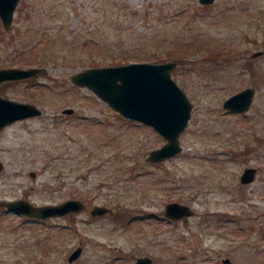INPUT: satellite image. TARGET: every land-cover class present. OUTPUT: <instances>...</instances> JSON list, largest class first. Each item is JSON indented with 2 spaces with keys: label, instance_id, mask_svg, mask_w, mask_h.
<instances>
[{
  "label": "rangeland",
  "instance_id": "374dc122",
  "mask_svg": "<svg viewBox=\"0 0 264 264\" xmlns=\"http://www.w3.org/2000/svg\"><path fill=\"white\" fill-rule=\"evenodd\" d=\"M17 4L11 26L0 21V67L44 72L0 82V95L42 111L0 128V198L78 197L86 207L37 222L0 205V264H133L139 255L150 264L223 256L264 264V0ZM140 59L176 60L171 75L192 102L180 151L162 161L146 155L163 135L70 79L90 65ZM246 85L255 88L248 111L225 109ZM250 166L256 174L242 182ZM170 200L193 212L165 218ZM94 203L113 211L92 217Z\"/></svg>",
  "mask_w": 264,
  "mask_h": 264
},
{
  "label": "water",
  "instance_id": "95a60500",
  "mask_svg": "<svg viewBox=\"0 0 264 264\" xmlns=\"http://www.w3.org/2000/svg\"><path fill=\"white\" fill-rule=\"evenodd\" d=\"M211 3L213 0H199V2ZM19 0H0V21L4 27H10L13 19L15 7ZM255 50L252 56L260 53ZM176 60H150L140 59L138 61H121L117 64L108 63L90 65L71 73V81L76 85H84L91 88L95 95L111 105L117 113L127 117V119L138 120V122L149 124L159 134L165 137V141L149 150L147 160L155 162L165 160L170 156H176L181 149L179 135L188 123L190 116L191 101L186 91L178 85V81L171 75L172 68ZM41 66L18 65L0 67V82L10 79H25L28 76L43 73ZM255 88L251 85L240 88L226 96L222 101L225 109L233 112L248 111L251 101L254 99ZM69 112L72 107L63 109ZM42 108L34 105L30 101L23 102L12 99L8 96L0 95V128L16 119H23L27 116H36L41 113ZM1 165V163H0ZM256 168L254 166L244 167L240 180L249 182L253 178ZM33 174L34 172L31 171ZM0 205H5L7 211H14L16 214H26L28 218L52 217V215H63L80 211L84 207V201L78 197L65 198L61 202L42 203L37 205L26 198L9 199L0 198ZM164 216L179 219L188 216L193 212L192 206L180 201L170 200L164 205ZM90 214L113 211L108 205L94 203L89 209ZM80 246L69 254L72 259L78 255ZM228 256H223L222 264H233ZM133 264H150L152 258L149 255H139L133 260ZM12 264H22L18 261ZM24 264V263H23Z\"/></svg>",
  "mask_w": 264,
  "mask_h": 264
},
{
  "label": "flooded vegetation",
  "instance_id": "af4514ba",
  "mask_svg": "<svg viewBox=\"0 0 264 264\" xmlns=\"http://www.w3.org/2000/svg\"><path fill=\"white\" fill-rule=\"evenodd\" d=\"M79 199V198H78ZM81 200V199H80ZM81 201H83V200H81ZM94 205V204H93ZM4 206V205H3ZM84 207H86V201H84ZM92 207V206H91ZM90 207V208H91ZM89 207L87 208L88 209V211H89V209H90ZM165 210V209H164ZM164 210H163V214H164ZM78 211V210H77ZM75 211H73L72 213H74ZM108 212V211H107ZM107 212H105V213H107ZM69 213V212H68ZM68 213H64V214H68ZM105 213H103V214H100V213H94L93 215L92 214H90L92 217H94V216H96V215H100V216H102V215H105ZM63 214V215H64ZM63 215H59V216H63ZM54 216H58V215H52V217H54ZM58 216V217H59ZM164 216V215H163ZM52 217H43L42 219H37V218H35V217H31V218H34L33 220H36L37 222H42V220H47V219H51ZM165 217V216H164ZM165 218H167V217H165ZM169 218V217H168ZM171 219H175V218H171ZM176 220V219H175ZM73 251V250H72ZM71 251V252H72ZM80 251H81V249H80ZM80 251H79V253H80ZM71 252H69L67 255L69 256V254L71 253ZM79 253H78V255H79ZM68 256H67V259L68 260H73V259H75V257L77 256V255H75V257L74 258H72V259H69L68 258Z\"/></svg>",
  "mask_w": 264,
  "mask_h": 264
}]
</instances>
